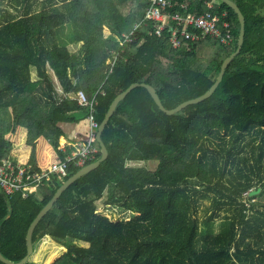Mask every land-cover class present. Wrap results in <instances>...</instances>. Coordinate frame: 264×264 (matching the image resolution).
Wrapping results in <instances>:
<instances>
[{
    "label": "trees",
    "instance_id": "16d2710c",
    "mask_svg": "<svg viewBox=\"0 0 264 264\" xmlns=\"http://www.w3.org/2000/svg\"><path fill=\"white\" fill-rule=\"evenodd\" d=\"M172 1L185 2L188 13L203 14L207 3L212 13L227 12L233 46L208 37L172 48L168 28L159 37L139 29L120 46L149 0H0V160L17 158L6 136V111L17 104L26 121L21 151L44 140L54 163L64 160V124L87 134L89 109L78 104V92L92 99L104 91L98 125L134 83L153 86L167 110L208 92L237 49L238 17L221 0ZM231 1L245 17V41L214 94L168 117L147 89H133L102 133L108 159L42 219L34 253L48 237L66 249L54 264H264V205L251 201L264 195V0ZM96 145L85 166L101 158ZM141 162L158 164L154 171L132 165ZM82 168L70 164L66 181ZM62 184L52 178L25 199L0 191L6 259L27 255L28 229ZM252 188L259 191L245 197ZM205 199L211 204L201 217ZM102 201L119 215L101 212Z\"/></svg>",
    "mask_w": 264,
    "mask_h": 264
},
{
    "label": "built area",
    "instance_id": "2783aa9c",
    "mask_svg": "<svg viewBox=\"0 0 264 264\" xmlns=\"http://www.w3.org/2000/svg\"><path fill=\"white\" fill-rule=\"evenodd\" d=\"M207 8L208 11L203 14H194L186 12L185 2L149 0L143 17L134 24L128 34L122 36L119 45L130 43L132 36L139 29L151 30L159 37L168 28L169 43L172 48H180L185 43L198 42L208 37L218 40L227 47H232L234 38L227 12L212 13L210 3H207ZM99 94H104V91L99 90L92 99L87 98L82 92L76 94L78 104L89 109L86 118L87 134L76 138L77 144L73 151L66 152L65 148L59 146V150L65 154L63 161L41 168L30 161H13L10 158L0 160V191L5 198L10 199L20 194L25 199L30 194L36 193L45 182H49L52 178L64 183L70 164L84 167L87 162L96 158L99 153L96 145L99 125L95 118V107L98 105ZM247 195H250V192L244 193L245 197Z\"/></svg>",
    "mask_w": 264,
    "mask_h": 264
},
{
    "label": "water",
    "instance_id": "95a60500",
    "mask_svg": "<svg viewBox=\"0 0 264 264\" xmlns=\"http://www.w3.org/2000/svg\"><path fill=\"white\" fill-rule=\"evenodd\" d=\"M221 1L224 2L228 7H230L232 9V11L235 13V15L238 17V20L240 23V33L238 36V44H237L236 51L232 55H230L227 59L224 60L222 66H221L220 74H219L215 84L211 87V89L208 92H206L204 95H202L196 99L185 101L182 104H180L179 106H177L175 109H172V110H167L163 106L161 99L156 92V89L149 84L134 83V84H131L123 92L118 94L114 98V100L111 102L108 110L105 113V116H104L102 122L98 126L99 129L97 131V142L100 145L101 154H102L101 158L98 161L83 167L76 174H74L67 181H65L62 184V186L57 190V192L55 193V195L53 196L51 201L39 212V214L34 219V222L31 224V226L27 232V237H26L27 255L24 257V259L22 261H20L19 263H13V262L9 261L8 259H6L2 255V253L0 252V261L2 263H4V264H27L29 261V258L34 254L33 234H34V231L36 230V228L38 227V225L40 224V222L42 221V219L53 209V207L55 206V204L57 203L59 198L62 196V194L72 184H74L78 179H80V178L84 177L85 175L91 173L92 171H95L96 169H98L100 167V165L108 159L109 152H108V149H107L105 143L102 140V133H103L104 129L106 128L109 120L113 116V113L115 112V110H116L115 108L118 105V103L120 101H122L133 89L139 88V87L147 89L148 92L150 93L151 97L153 98L154 102L156 103V105L168 117H173L174 114L179 113L180 111H182L183 109H185L188 106L200 104V103L204 102L205 100L209 99L214 94V92L216 91V89L218 88V86L220 85V83L223 80L226 69L232 63V61L241 53L243 45H244V41H245V35H246V20H245L244 15L241 12V9L239 8V6L231 0H221ZM258 191H259V189L251 190L250 195H254ZM0 240H1V227H0Z\"/></svg>",
    "mask_w": 264,
    "mask_h": 264
},
{
    "label": "rangeland",
    "instance_id": "374dc122",
    "mask_svg": "<svg viewBox=\"0 0 264 264\" xmlns=\"http://www.w3.org/2000/svg\"><path fill=\"white\" fill-rule=\"evenodd\" d=\"M214 3H218L217 0H213ZM260 15L262 17H264V9L263 11L260 12ZM105 36L108 35V32L104 33ZM70 48L73 49V46L70 45ZM26 105V104H25ZM7 114V122H6V136L10 137V139L12 140L13 144L15 145V148L13 150V154L15 155H22L21 153V142H22V134H23V128L24 125L26 123V121L24 120H20V105L17 104L15 105L13 108H9L6 111ZM62 143L61 139H59V144ZM29 150H31V152H29L30 156L32 159L37 158V156L39 155V153H37V148H30ZM27 154V153H26ZM25 154V155H26ZM30 158V159H31ZM45 158V157H44ZM47 160H44L43 158L40 160V162L44 165H49L51 164V158L50 156L48 158H45ZM157 162H141V163H133L132 165L136 166H145L146 168H148L151 171H154L157 167ZM258 189V188H256ZM254 190V189H253ZM257 197L254 198L255 203L258 202L257 206H262L264 205V195H262L261 197H258V194H256ZM248 204V202H246ZM211 204V199H205L202 202V207L200 209V216L203 217L204 216V209L206 207H209ZM100 211L104 212L106 214L111 215L113 213L114 217H116L117 215H119L118 213V209L114 210V209H107L103 206V201L100 203ZM221 214H223V212H221ZM127 216H134V213L129 212L127 213ZM219 222L220 221H216V225H215V229L217 230V232L219 231ZM66 252V249L60 245H58L57 243H55L54 241H52L50 238H45L42 241H39L36 243L35 245V253L34 256L32 257L31 261L34 264H54L64 253ZM71 264V263H70Z\"/></svg>",
    "mask_w": 264,
    "mask_h": 264
},
{
    "label": "crops",
    "instance_id": "0c3cea01",
    "mask_svg": "<svg viewBox=\"0 0 264 264\" xmlns=\"http://www.w3.org/2000/svg\"><path fill=\"white\" fill-rule=\"evenodd\" d=\"M87 122V121H86ZM87 127V123L85 125ZM63 131L65 132V134L67 135V137H61V142L59 144L60 147L65 148L66 152L69 151H73L76 147L77 141L76 142H70V140L68 139V136H70L71 138H73V140H75L76 138H80L83 137V133H81L80 131L76 130L74 126L72 125H66L64 124L63 126ZM85 127V129H86ZM34 148H37V153H39V155L37 156V158L34 159L35 161V165L38 167H46L47 165H44L40 162V160L43 158L44 160H47L45 158H48L50 156L51 158V163L53 162V155H52V151L51 149L48 147L47 143L44 140H40L36 146ZM30 148L26 149V150H22L21 153L22 155L17 156L16 160L21 161V162H25V161H30L31 157H29L31 150H29ZM27 153V154H26ZM26 154V155H25ZM45 157V158H44ZM48 238V237H47Z\"/></svg>",
    "mask_w": 264,
    "mask_h": 264
}]
</instances>
